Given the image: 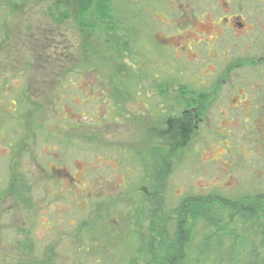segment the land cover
Segmentation results:
<instances>
[{
    "label": "rangeland",
    "instance_id": "rangeland-1",
    "mask_svg": "<svg viewBox=\"0 0 264 264\" xmlns=\"http://www.w3.org/2000/svg\"><path fill=\"white\" fill-rule=\"evenodd\" d=\"M74 1L0 0V264H145L146 242L170 233L177 207L194 197L245 199L249 211L259 198L256 217L219 229L250 238L264 256V0H112L117 25L131 36L130 71L92 59L86 45L97 34L73 15L60 29L31 31L47 15L62 16L64 3L73 13ZM87 20L96 18L79 21ZM180 87L216 104L192 134L167 120ZM203 90L217 93L209 100ZM228 101L250 111L248 123L242 111L229 119ZM160 149L171 167L154 186L149 154ZM98 192L116 197L110 214L120 212L119 229L129 231L127 252L100 261L97 252L86 259L90 233L79 226L98 222L97 209L75 197ZM187 226L197 249L208 227Z\"/></svg>",
    "mask_w": 264,
    "mask_h": 264
},
{
    "label": "trees",
    "instance_id": "trees-1",
    "mask_svg": "<svg viewBox=\"0 0 264 264\" xmlns=\"http://www.w3.org/2000/svg\"><path fill=\"white\" fill-rule=\"evenodd\" d=\"M64 5L65 20L73 15L76 23L78 21L79 24H77L80 28H82L83 31L87 32L89 30L92 31V33H96L97 36L95 40L101 41V43L98 44L105 46L106 51L104 53L107 56H102L103 54H101L94 46L95 40L93 41L90 38V43H88L86 47L87 51H89L90 49V55L92 59L96 58L99 62L106 61V63L104 64H107V67L113 68L115 65L118 66L117 64L122 63L124 67L126 66L128 70L130 69L128 66L129 64H127L126 61L129 60L128 54L130 53V42L132 41L131 36L128 34V31H126V26L121 27L117 25L118 22H116V20L114 19V13L117 10H115L112 0H75V8H72L73 13L69 12L66 9L67 5L70 6L69 4L65 3ZM86 15H93L96 20L92 23L91 20H87L86 22L88 24H82L79 20L82 21L83 16ZM51 16L53 17V14H51ZM103 23H105L106 27ZM96 24L99 25L97 26ZM98 32H100L101 34ZM85 50L86 48H84V51ZM87 53L85 54V56L87 55ZM102 68L104 69V71H107L104 66ZM112 71H115V73H110L112 76L111 79L117 82L119 80V69H114ZM168 87L170 88L171 85L167 86V88L160 87V89H158L160 90L157 91V97L159 101L162 96H167V92H172L167 91V89H169ZM182 88L183 87H180L178 91H174V97L177 96V99H173V108H169V112L172 116L167 120L173 125L180 122V120H178V117H174V114L184 110L186 106L190 107V100H194V103L198 102L199 104H204L198 99V95L196 93L194 94V91H179L183 90ZM165 91L167 92L163 93ZM139 92L142 93L139 96H143L141 99H143L144 96L147 95L145 91ZM134 93L135 92H133V94ZM212 93L213 92H210L209 95H211ZM133 94L131 96H133ZM190 95L192 96V98H190L189 100L187 99V97ZM204 95L205 91L200 93L199 97H204ZM250 97L252 98L253 95H251ZM158 106L160 107L161 105ZM206 108L207 106L201 105L197 110L203 111ZM240 111L242 110L239 109L237 111L238 113L235 112L233 113V115L239 118V113L242 114V112ZM186 126L187 124H181L178 130H175L178 134H181L182 129L186 128ZM186 129H189L190 134L192 130L191 126L188 125ZM166 155L167 151L161 149L158 151H153L151 154H149L151 158L149 159L153 163V167H151L153 168V174L152 176L149 175V180L150 183L154 186L161 184V182L165 180L167 171L171 167V161L169 157L165 158ZM158 158L161 160L158 161ZM125 175L130 174L126 173ZM98 193L103 194L102 192ZM103 195L104 196L102 197H92L91 195L84 194L81 196L75 195V197H77L78 204L82 203L83 205H86L88 201L91 200L93 207L97 209L96 220L98 222L94 224V222H92L91 220H87L79 225L85 232L87 231V233H90V236L87 239L89 247H85L83 253L86 259H90L93 257L94 252H97L98 257H95L97 261H100V257L104 256V258L106 259L110 258L109 253L111 251H114V253H126L127 248L129 247L128 239H126L129 231H121V229H119L123 228V226L125 225L124 221H120V218H124L120 217V212H118L117 214H110L113 208L110 207V204L116 197H109L107 194ZM258 199L259 198L257 197L253 198L254 206L250 211L244 210V206L246 203L245 199L225 202L224 200L221 201L215 198L208 199L194 197V199L190 201L189 199L183 201L176 209V219L173 230H171V228H168L171 230L170 233H168V231L166 230L168 234L166 232L165 234L161 233L160 235H156V239L151 238L150 241L146 242L147 245L145 244L146 247L144 253L145 261L143 262L145 264H205L202 260L204 255L206 257L212 255L211 260H209V264L211 261L212 264H264V256L254 247V245L252 246L250 238H238L234 236L233 233H230V235H226L224 231H220L221 229H219L222 228L220 226V223L222 225L225 222L228 223L233 221L235 218L251 219L256 217L257 211L259 209V204L256 205L255 202H257ZM113 215H118L119 220H117ZM146 215H148V213ZM116 221L117 224L114 225ZM187 222L192 224L193 228L201 224V222L205 223L208 227V230L206 231L204 237L201 238L200 246L197 249H195L196 247L192 248L197 235L195 234V231L193 229L188 228L189 226L185 227V224L187 225ZM153 224L154 223L152 222L151 225ZM211 229H214L215 231L213 232L211 231ZM220 232L223 233H221V235H218ZM96 237H99V240H96ZM122 241H127V246H122ZM228 243V246L230 247L227 251L222 252V248ZM115 261L116 258H113L112 260H108L105 263H115Z\"/></svg>",
    "mask_w": 264,
    "mask_h": 264
},
{
    "label": "flooded vegetation",
    "instance_id": "flooded-vegetation-1",
    "mask_svg": "<svg viewBox=\"0 0 264 264\" xmlns=\"http://www.w3.org/2000/svg\"><path fill=\"white\" fill-rule=\"evenodd\" d=\"M56 3H58V1H56ZM64 4H63V6H59V8H58V11L60 12V14L62 16L56 17V20H55V15H53V17H51L50 15L49 16L47 15L46 21H43V20L38 21L37 25L31 27V31L32 32H38V33L41 30L52 32L51 29L57 30V29H60L62 26L65 27L66 26V23H65L66 20H65V15H64V10H65ZM227 20H228L227 18H224L223 22L225 23ZM238 25H240V23ZM241 26L242 25H240L239 27L241 28ZM46 34H47V36H50L49 33H46ZM44 35H45V32L42 33V36H44ZM31 37H33V35H31ZM45 41H46L45 44H47L49 42V40H47V39H45ZM71 46L74 49L76 47V45L72 44V43H71ZM180 50H182V49H180ZM252 62H253V64H255L254 61H252ZM142 91H145V90L143 89ZM203 91H207V93H205L204 97H206L208 95V91H209V93L213 92L211 95H209V100H212L213 94L216 95V93H217V91H210V90H203ZM140 94H142V93H140V92L136 93L137 96H139ZM156 98H155V101L158 100ZM190 101H191V106L190 107L186 106V108L184 110L180 111L179 113H175L174 117H178V120H180V122H179L180 125L181 124L182 125L187 124V126L191 125V127L194 130H196L199 124H204V123L209 122L208 113L212 107H214V108L216 107V104L215 103H209V102H205L204 104H199L198 102L194 103V100H190ZM227 104L229 106L227 107L226 112H229L228 113V116L230 117L229 119L235 118L236 116H234L233 113L237 112L240 109V110H242V112H243L242 116L244 117V119H242L243 117H240L241 123L245 124V123L249 122L252 114L249 115L250 111L245 110L244 105H242V104L234 105V104H231L230 101H228ZM201 105L207 106V108L203 111H198L197 109ZM224 116L225 115L221 116V118H222L221 120H223V119L228 120ZM236 118H238V117H236ZM245 119H247V121ZM192 132H193V130H192ZM190 134H192V133H190Z\"/></svg>",
    "mask_w": 264,
    "mask_h": 264
}]
</instances>
